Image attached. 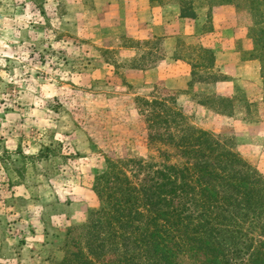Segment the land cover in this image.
I'll list each match as a JSON object with an SVG mask.
<instances>
[{
  "label": "rangeland",
  "instance_id": "rangeland-1",
  "mask_svg": "<svg viewBox=\"0 0 264 264\" xmlns=\"http://www.w3.org/2000/svg\"><path fill=\"white\" fill-rule=\"evenodd\" d=\"M208 11L198 10L205 25ZM236 20L251 44L236 45L245 60L251 21L244 11ZM132 42L112 39L115 47ZM134 55L142 52L97 49V0H0V264H59L67 233L99 208L94 184L108 161H160L149 135L161 107L143 101L213 134L264 179L259 61L245 78L189 90L191 101L179 104L169 85L131 83L129 71L146 62ZM204 70L193 82L221 80Z\"/></svg>",
  "mask_w": 264,
  "mask_h": 264
},
{
  "label": "trees",
  "instance_id": "trees-1",
  "mask_svg": "<svg viewBox=\"0 0 264 264\" xmlns=\"http://www.w3.org/2000/svg\"><path fill=\"white\" fill-rule=\"evenodd\" d=\"M150 2L177 4L182 18L193 20L201 7L208 8V32L215 7L246 12L253 49L242 52L246 61L261 63L264 81V0ZM196 52L202 62L193 75L199 68H213L211 50ZM143 102L161 107L149 135L160 161H108L94 184L99 208L67 233L66 256L59 264H264V179L259 172L177 111Z\"/></svg>",
  "mask_w": 264,
  "mask_h": 264
},
{
  "label": "crops",
  "instance_id": "crops-1",
  "mask_svg": "<svg viewBox=\"0 0 264 264\" xmlns=\"http://www.w3.org/2000/svg\"><path fill=\"white\" fill-rule=\"evenodd\" d=\"M205 16L206 13H198L195 20L182 18L177 4L158 6L150 0H97V49L134 54L141 51L142 56H138L146 62L141 70L129 71L131 83L141 80L145 90H153L156 84L164 83L180 92L179 104L190 102L189 90L199 93L203 85L224 88L229 79L245 78L248 63L256 62L243 60L236 48L239 43L243 49H251V44L237 24L235 7L214 8L210 32L206 29ZM117 37L133 41V44L115 47L112 39ZM199 48L213 52L214 66L204 71L221 76V80L193 82V69L202 62L198 54H194ZM181 51L193 54L185 58L179 55Z\"/></svg>",
  "mask_w": 264,
  "mask_h": 264
}]
</instances>
